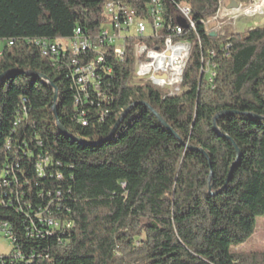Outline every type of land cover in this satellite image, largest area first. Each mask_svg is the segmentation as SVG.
<instances>
[{
  "label": "trees",
  "instance_id": "trees-1",
  "mask_svg": "<svg viewBox=\"0 0 264 264\" xmlns=\"http://www.w3.org/2000/svg\"><path fill=\"white\" fill-rule=\"evenodd\" d=\"M105 1L0 0V224L23 252L16 264H264V250H234L264 215V24L210 36L200 21L218 0H174L195 25L180 36L182 91L134 82L128 56L85 123L68 71L34 40L95 34ZM115 1L142 14L150 0Z\"/></svg>",
  "mask_w": 264,
  "mask_h": 264
},
{
  "label": "built area",
  "instance_id": "built-area-1",
  "mask_svg": "<svg viewBox=\"0 0 264 264\" xmlns=\"http://www.w3.org/2000/svg\"><path fill=\"white\" fill-rule=\"evenodd\" d=\"M165 1L174 3L180 24L165 20ZM233 0H218L213 16L201 20L205 34L214 36L223 33V28L244 13L242 0H235L237 6L230 5ZM103 21L95 34H86L76 27L71 36L55 39L38 38L34 44L47 58L60 68L68 71L73 100H78L79 119L86 121L92 107H99L101 101L111 98L110 85L116 65L129 56L133 63V81L147 82L170 95L179 90V74L184 71L188 60L191 43L181 39L187 26L190 8L186 3L174 0H150L142 14L120 1L107 0L102 5ZM183 20V21H182ZM184 22V23H183ZM184 24L185 26H182ZM165 28V33L160 31ZM7 43H13L12 40ZM228 47L226 43L223 50ZM210 55H214L209 50ZM212 65L207 61L205 68ZM207 73V71H206ZM208 75L213 76L211 71ZM107 111L99 114L103 117ZM48 158H44L47 162ZM40 167V164L37 165ZM43 223L51 228L72 226L64 225L52 218H45ZM0 231L10 240L11 249L7 254H0V264H16L23 259V252L14 248L15 238L7 225L0 224Z\"/></svg>",
  "mask_w": 264,
  "mask_h": 264
},
{
  "label": "rangeland",
  "instance_id": "rangeland-1",
  "mask_svg": "<svg viewBox=\"0 0 264 264\" xmlns=\"http://www.w3.org/2000/svg\"><path fill=\"white\" fill-rule=\"evenodd\" d=\"M253 0H242V6H249ZM183 21V20H182ZM184 23V22H183ZM264 24V9L261 12L255 11L250 13H242L236 17L235 21L228 26H225L223 30H230L234 32H244L252 27L261 26ZM5 44L4 40H0V51ZM207 74L211 71V67L205 68ZM182 88L179 87L177 92L180 93ZM62 91L60 96H62ZM11 249V243L8 238L5 237L4 232L0 231V254H7ZM235 251H258L264 250V215H258L255 217V229L252 236L242 244L237 245L234 248Z\"/></svg>",
  "mask_w": 264,
  "mask_h": 264
},
{
  "label": "water",
  "instance_id": "water-1",
  "mask_svg": "<svg viewBox=\"0 0 264 264\" xmlns=\"http://www.w3.org/2000/svg\"><path fill=\"white\" fill-rule=\"evenodd\" d=\"M230 5H233L234 7H236L238 4H237V2L235 0H233V1H230ZM41 77H43V76H41ZM56 101H57V90L55 89V94H54V98H53V112H54V114H56V108H55ZM147 108L157 117V119L160 121V123L163 126L167 127V125L161 119V117L156 112H154L149 105H147ZM128 110L129 109H126L123 112V114L118 118V120H117L115 126L113 127L112 131L110 132L109 136L114 135L116 128L121 123V120H122L123 116L128 112ZM56 125H57V128L60 130V132H62L63 134H66V131L64 130V128L58 122L56 123Z\"/></svg>",
  "mask_w": 264,
  "mask_h": 264
},
{
  "label": "bare ground",
  "instance_id": "bare-ground-1",
  "mask_svg": "<svg viewBox=\"0 0 264 264\" xmlns=\"http://www.w3.org/2000/svg\"><path fill=\"white\" fill-rule=\"evenodd\" d=\"M264 9V0H253V3L249 7L244 8V13H250V12H261ZM187 25L188 26H194L193 20L190 19L189 15L187 17ZM12 43H8V45H11ZM182 75L183 71H181V74H179V85L182 82ZM170 94V93H168Z\"/></svg>",
  "mask_w": 264,
  "mask_h": 264
}]
</instances>
